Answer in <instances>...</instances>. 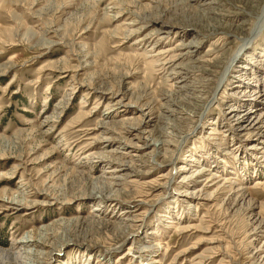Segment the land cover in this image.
<instances>
[{"label": "rangeland", "instance_id": "1", "mask_svg": "<svg viewBox=\"0 0 264 264\" xmlns=\"http://www.w3.org/2000/svg\"><path fill=\"white\" fill-rule=\"evenodd\" d=\"M263 5L0 0V195L26 186L39 203L13 210L0 201V264H15L22 238L42 227L72 222L73 236L75 221L90 229L84 220L98 214L112 231L124 210L142 222L133 238L115 227L105 264L132 243L149 251L120 264H264V29L215 95ZM166 24L167 34H154ZM119 100L128 108L105 116ZM239 118L259 124L246 129ZM110 185L124 194L115 207L88 195L63 202ZM82 255L66 246L50 264H83Z\"/></svg>", "mask_w": 264, "mask_h": 264}, {"label": "bare ground", "instance_id": "2", "mask_svg": "<svg viewBox=\"0 0 264 264\" xmlns=\"http://www.w3.org/2000/svg\"><path fill=\"white\" fill-rule=\"evenodd\" d=\"M196 1L206 2L207 0H196ZM256 19H257V21L255 23V27H254L253 31L246 38H244L242 40L243 41V45H241V47L239 48V50L237 51L235 56L232 58L233 60H231L230 64L226 67V69L221 74L220 84L218 85V90L216 89L217 92L215 93V95L218 94L219 90L222 88L223 82H225V80L229 77L230 73L232 72V69L235 67V61L240 56L242 57L243 54H245L248 51V49L250 48L249 45L258 38L257 36H260L261 32H263V29H264V5H263V7L261 9V12L257 15ZM144 24H146V23H144ZM147 25H149V24H147ZM147 29H148V27H142L141 29L136 30L135 34L140 32L141 30L145 31ZM169 31H170L169 24H168V26L166 24V25L159 26V29L154 34H158L160 36V35H163V34H167V32H169ZM42 44H43V46L45 48H47V47H49L51 45H54L55 43L52 44V42L50 43L49 41H45V42H42ZM197 46H198V43L195 42V43H191V44H189V45H187L185 47L188 50V53H190V51H193L192 49H196ZM237 54H238V56H237ZM128 77H129V75H128ZM127 105H129V104H125L124 100H119L115 104V106L112 108V110L108 108V111L105 114V116L108 117V116H110L112 113H114L117 110H120L121 112H123L122 109L126 108ZM130 109L131 108H129L128 110H130ZM229 114L231 115V117H235L236 114H237L236 109H231ZM247 119L248 118H245V119L244 118H239V119H237V123L238 124H240V123H248L247 124L248 126L246 127V129L249 126L251 128H253V127H255V126H257L259 124V119L258 120H250L249 122H247ZM99 127L104 128V130L107 131V132H109L111 130L110 125L106 124V122H105V124H103V123L99 124ZM14 144L15 143H12V141L10 142L8 140V142L4 141V145L3 146H4V148L5 147H11ZM147 147H149V146H147ZM155 155H156V157L159 156V154L158 155L155 154ZM2 156H4V155H2ZM154 159H155V157H154ZM112 167H114V166H112ZM125 167H127V166H125ZM127 169H123L121 171H127ZM121 171H117V170H113L112 171L111 170V172L109 174L110 175L111 174H116L117 172L120 173ZM80 174H82V173H80ZM118 180H119V178H117V179L115 178L114 179V181H116V182ZM114 186H118V185L116 184ZM106 188H108V187H106ZM60 192L63 195V197H64V195L68 196V194H69L66 191V189H65V191L63 190V191H60ZM118 193L119 192L114 190V188L112 186H111V188L106 189V190H102L99 186H97V187L95 186L93 188V190L89 191V192H85V191L81 190V191H76L73 194L71 193V194H69L68 197L63 199V202L70 204L69 202H72V201L75 202V201H79V200H85L86 199L85 195H88L91 198V200H94L97 203H99L100 207H104L105 208L106 206H109V208H110V207H115L118 204L122 203V201H124L123 200L124 198L122 199L124 194L122 195V197H120V195ZM121 193H123V192H121ZM58 195H59V193H58ZM30 198H31V193L27 191L26 186L20 187L19 191H17V192L12 191L10 193V192L7 191V192H4L3 195H0V201L2 203H4L5 208L6 209H13V210L16 209V208H23V209H26V210L35 209L39 205V203H35L34 201L28 200ZM60 200H62V199H60ZM49 203H51V202H49ZM103 204H109V205L105 206ZM145 204H146V202H145ZM99 210L103 211L101 208H97V209H95V212H98ZM129 212L124 210V212H122L120 215H116V216H119V219L121 220V223L117 224V226H114L113 227L114 230H112V231L110 229V225H112L113 222L111 223L109 220L107 221V220H104V219L100 218V216L98 214H97L98 216L94 215L95 217L93 219H85L84 220V222H88L89 223L88 227H90V229L86 228L83 231L79 230L78 225H79L81 220L75 221L77 223V225L74 226V228L76 227L75 231H79V233H77V234L75 232V234L73 235L75 237L72 236L73 233H72V230L70 229L71 226H72V222L60 221V222H58V223H56V224H54L52 226L42 227L41 229L37 230L36 232L29 233V234H27L26 236H24L22 238V240L20 241V244L22 245V247H21L20 250L17 251V253H15V256L13 257L14 261H15V264H50V261L53 260V257L57 258L58 255H60L62 253L63 248L66 247V246H75L77 248V250H79L81 253H83V255H82L83 259H85V254L86 253L90 254L88 259H86V262L84 261L83 264H92V260H91V256L92 255H94V257H96L97 264H105L104 263L105 262L104 254H110V252H108V251L111 250L113 247H116V245L118 244V241L120 240V239L116 238L117 237L116 234H118V233L115 231V227L119 231L122 230V229H125L124 230L125 238L128 237V236L133 238V236H135V232L134 231L130 232V231L133 229V226H134L135 223L137 224L138 222H142L141 220L138 221L139 218H133L132 219L131 216H127L126 214H129ZM73 225H74V223H73ZM122 225H123V227H122ZM81 229H83V228L81 227ZM105 231L108 232V233L109 232H112V233L116 232V233L113 234L112 237L108 236V238L105 239L102 236L101 237L99 236L100 233H104ZM94 234H99V235H98V237H96V236H94ZM107 235H109V234H107ZM106 245H108V247H105ZM137 248L138 247L134 246V244L132 243L128 253L123 255L118 261H120V263H121V261L125 260L127 257L135 259L136 255H138L139 252H140V256H142L144 253L149 251L148 247H143V248L140 247V249L139 248L137 249ZM115 250L116 249H113L111 253L113 254V252ZM100 258H102V259H100ZM118 261L113 263L110 260H106V263L107 264H120ZM150 262L148 261V263H150ZM150 264H152V263H150Z\"/></svg>", "mask_w": 264, "mask_h": 264}]
</instances>
